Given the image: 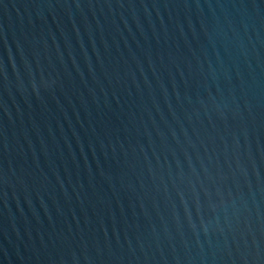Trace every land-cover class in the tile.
I'll return each mask as SVG.
<instances>
[{
  "label": "water",
  "instance_id": "obj_1",
  "mask_svg": "<svg viewBox=\"0 0 264 264\" xmlns=\"http://www.w3.org/2000/svg\"><path fill=\"white\" fill-rule=\"evenodd\" d=\"M0 264H264V0H0Z\"/></svg>",
  "mask_w": 264,
  "mask_h": 264
}]
</instances>
